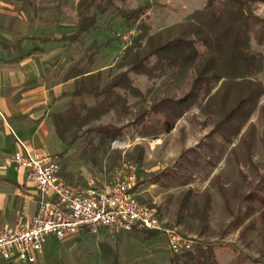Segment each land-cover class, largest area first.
Instances as JSON below:
<instances>
[{"label":"trees","instance_id":"trees-1","mask_svg":"<svg viewBox=\"0 0 264 264\" xmlns=\"http://www.w3.org/2000/svg\"><path fill=\"white\" fill-rule=\"evenodd\" d=\"M126 1L77 2L75 31L63 37L65 41H75L93 28L98 16L115 2L121 3L114 7L125 28L136 33L115 63L119 72L103 85L100 72L87 74L88 71L81 68L72 75L76 77L74 89L66 94L72 97L90 94L95 101L92 105H87L83 99L71 101L65 110L52 114L57 136L65 143L62 154L84 136L81 156L95 164L101 152H106L114 141L123 139V131L131 124L93 123L112 111L128 116L131 113L130 98L136 99L133 105H142L133 122L139 126L142 137L171 131L178 119L197 106L207 118L202 125L212 124V129L203 141L182 151L173 168L161 171L152 183L169 189L188 186L196 176L202 180L210 178L202 191L190 186L167 196V201H173L175 205L174 224L204 236L211 232L212 196L209 189L217 190L229 214L235 215L237 207L243 205L247 206V215L253 212L250 207L252 194L244 192L243 185L234 175L226 170L212 173L222 160L225 165H234L238 170L241 165L248 164L257 170L253 150L257 143L264 149V130L260 133L255 124L249 123L257 110L258 121L264 128V105L259 106L264 85L252 78L263 69V55L251 47L252 41L257 45L264 44V18L254 9L256 3H264V0H205L204 7L194 10L185 21L151 35L148 34L149 26L141 20L149 5L140 4L129 9L125 6ZM171 29L176 32L173 36ZM112 43L123 44L124 40L122 36L108 37L106 45ZM188 72L194 74L190 89L183 96L172 99L171 104L161 102L155 106L154 119L146 120V116L152 114L143 107L150 90L143 93L134 85L131 75H145L149 81L162 78L176 83ZM135 149V161L140 164L144 149L139 145ZM257 225L256 221H249L239 237L246 247H250L252 234H258L260 242L256 252L264 258V219L260 228ZM142 231L147 233L146 237L158 233ZM116 261L117 256L113 253V263ZM168 263L220 264L211 245L206 242H198L180 254L171 253Z\"/></svg>","mask_w":264,"mask_h":264},{"label":"rangeland","instance_id":"rangeland-1","mask_svg":"<svg viewBox=\"0 0 264 264\" xmlns=\"http://www.w3.org/2000/svg\"><path fill=\"white\" fill-rule=\"evenodd\" d=\"M62 1H64L67 13L72 15L78 13L77 2L74 5V0ZM140 4L149 5L146 15L141 20L149 26L148 34L151 35L158 31H167L174 25L185 21L194 10L204 7L205 0H127L125 6L132 9ZM120 5V2L114 4V6ZM114 6H110L104 14L98 17V24L109 32L112 38L122 36V39L129 43L131 36L136 32L130 33L131 30L125 28L123 20L117 15ZM254 9L256 14L264 18V3H256ZM171 30L170 34L173 36L176 32L174 29ZM251 47L253 50L262 53L264 64V44L257 45L252 41ZM119 50L118 48L112 52V48L108 49V54L112 57L113 62L122 55V53H117ZM203 60L205 61L206 58ZM113 69L117 70L115 66ZM109 75L111 74L109 73ZM193 77L194 74L188 72L179 82L173 83L162 78L149 81L145 75L132 74L131 78L135 86L143 93L150 90L146 96V102L142 104L152 114H148L145 119L150 121L154 119L152 117L155 115L153 108L161 102L171 104L172 99L183 96L190 89ZM252 78L264 85V66ZM135 101L134 98L129 100L131 113L128 116L123 117V115L112 111L93 123L95 125L110 123L120 126L129 122L131 125L123 131V139L127 141V146L124 149L112 145L107 147L106 152L100 153L94 165L91 163L88 165L90 172L96 174L99 181L108 180L114 167L122 161L134 164L137 167L139 180L137 192H141L137 195L138 199L155 207L167 227L174 228L183 236L190 238L192 247L198 242L210 244L220 264H264V258L259 257L256 252L257 244L260 242L258 234H252L253 244L250 247H246L239 237L241 229L249 221H256L260 228L261 221L264 219V149L260 143H257L252 154L253 162L258 165L257 170L249 164L241 165L238 170L234 165H225L224 160H222L212 173L214 175L220 170H226V172L234 175L235 179L243 185L244 192L252 194L250 207L253 208V212L247 215V206L243 205L237 207L238 212L235 215L229 214L223 207L217 190L209 189L212 196L211 232L204 236H198L186 231L182 226L174 224L175 205L173 201H167V196L176 194L181 189L190 186L202 191L210 178L202 180L196 176L188 186L169 189L161 187L158 183L152 184V180L161 171L172 169L180 153L187 149L186 146L192 147L197 142L203 141L213 125H202V122L207 118L199 112L197 106H194L175 122L170 132H164L158 136L142 137L139 134V126L133 125L134 118L142 106L141 104L133 105L132 103ZM263 105L264 94L259 101V106ZM257 116L258 111L255 110L249 119V123L255 124L259 132L262 133L264 128ZM83 139L84 136L72 146L71 155L68 158L73 161L81 160ZM136 145L144 149L143 160L140 164L135 161ZM57 157L63 166L65 157L63 155ZM146 234L142 230L118 234L100 231L96 235L70 236L60 241L51 237L43 247V258L38 264H114L113 253L117 256L115 264H169L168 260L172 252L168 248L166 237L160 233L151 237H146Z\"/></svg>","mask_w":264,"mask_h":264},{"label":"crops","instance_id":"crops-1","mask_svg":"<svg viewBox=\"0 0 264 264\" xmlns=\"http://www.w3.org/2000/svg\"><path fill=\"white\" fill-rule=\"evenodd\" d=\"M77 19L76 13L66 12L62 0H0V229L21 214H33L38 195L36 185L26 180L27 169L6 164V159L22 151L20 143L60 156L65 143L57 136L52 114L65 110L71 101L83 99L87 105L95 101L90 94H66L74 89L76 77L72 75L81 68L87 74L100 72L103 85L119 71L113 69L118 60L113 62L108 49L119 48L120 54L129 44L107 46L112 36L98 24V18L78 39L65 41L63 37L75 31ZM71 151L62 154L61 178L73 186L86 185L90 178L99 181L88 169L91 162L81 153V160H71ZM43 253L44 249L33 264L42 260ZM0 264L28 263L0 257Z\"/></svg>","mask_w":264,"mask_h":264},{"label":"built area","instance_id":"built-area-1","mask_svg":"<svg viewBox=\"0 0 264 264\" xmlns=\"http://www.w3.org/2000/svg\"><path fill=\"white\" fill-rule=\"evenodd\" d=\"M20 144L22 151L15 152L5 162L27 169L26 180L38 190L36 210L31 215L21 214L13 224L1 227L2 259L33 264L51 237L60 241L70 236L96 235L100 231L108 234L156 231L166 237L169 250L176 254L192 247L190 238L167 227L155 207L138 199V171L134 164L122 161L108 180L90 178L86 185L73 186L61 178L57 156ZM111 145L124 149L127 141L116 140Z\"/></svg>","mask_w":264,"mask_h":264}]
</instances>
